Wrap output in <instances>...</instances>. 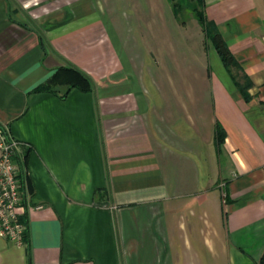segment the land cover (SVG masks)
Instances as JSON below:
<instances>
[{"label":"crops","instance_id":"0c3cea01","mask_svg":"<svg viewBox=\"0 0 264 264\" xmlns=\"http://www.w3.org/2000/svg\"><path fill=\"white\" fill-rule=\"evenodd\" d=\"M143 1L197 42L172 104L148 72L161 45L139 49L121 0H0V126L26 184L25 244L0 235V264H261L264 0ZM102 189L112 222L90 206Z\"/></svg>","mask_w":264,"mask_h":264},{"label":"rangeland","instance_id":"374dc122","mask_svg":"<svg viewBox=\"0 0 264 264\" xmlns=\"http://www.w3.org/2000/svg\"><path fill=\"white\" fill-rule=\"evenodd\" d=\"M121 2L130 8L126 9L125 12L133 21L130 27L132 31L131 37L133 36L139 49L145 51V49H149L151 46L153 48L156 43L161 45L162 59L159 58L161 60L160 69H158L159 65L156 66L154 59L150 57L152 67L148 69V72L152 76L156 75L157 80L163 84L161 91L162 95H164V100L172 104L176 93L186 92V85L184 86L182 83L185 84L187 80H192L196 83V79H193V76L190 77V72H187L186 69L188 66L189 69L191 68L190 66H194V70L197 69L196 66H198V61L200 60L197 42L191 43L188 39H183L182 34L184 33V29L180 28L181 26H178L176 23L171 5L169 7L168 3L166 4L164 2L163 4V21H161L158 14V7L154 10L152 8L151 10L148 6L149 3L143 0H140V4L136 0H121ZM184 6L178 12L179 19L190 20L192 18L191 9L187 7L186 3H184ZM177 36L183 40L177 39ZM157 47L160 48V46ZM182 85L184 86V90H182ZM97 194L99 195L98 201L92 202L90 206L98 210L100 215L110 214L111 222L114 221L113 212L117 208L110 203L108 193L102 189L97 190ZM111 224L112 226L114 225V223ZM87 230V243L90 244L91 232L89 223ZM114 231V236H117L115 228ZM114 251L117 256V261L120 263V249L115 247ZM99 260H102V264H116V262L107 263L106 260L108 258L106 256L100 257Z\"/></svg>","mask_w":264,"mask_h":264},{"label":"built area","instance_id":"2783aa9c","mask_svg":"<svg viewBox=\"0 0 264 264\" xmlns=\"http://www.w3.org/2000/svg\"><path fill=\"white\" fill-rule=\"evenodd\" d=\"M17 153V142L0 126V235L13 244L23 245L26 223L18 207L25 201L26 184Z\"/></svg>","mask_w":264,"mask_h":264},{"label":"trees","instance_id":"16d2710c","mask_svg":"<svg viewBox=\"0 0 264 264\" xmlns=\"http://www.w3.org/2000/svg\"><path fill=\"white\" fill-rule=\"evenodd\" d=\"M200 21L202 19L200 18ZM211 39L214 43V46L216 47L222 61L225 64H235V59L233 55L231 54L228 46L226 45L225 41L222 39L220 34L218 32L211 33ZM67 70H72L71 68H67ZM75 74H73L72 78H70V74H67L68 77V84L73 87H77L82 91L90 90L92 86V80L91 78L86 74L81 72L80 70H74ZM72 79V80H70ZM223 137V133H221L220 130L217 129L216 131V139L218 141H221ZM261 264H264V256L261 259Z\"/></svg>","mask_w":264,"mask_h":264}]
</instances>
